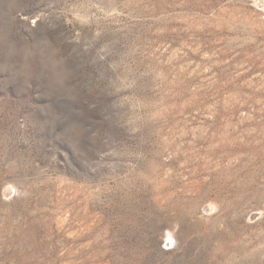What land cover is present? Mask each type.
<instances>
[{"label":"rangeland","instance_id":"obj_1","mask_svg":"<svg viewBox=\"0 0 264 264\" xmlns=\"http://www.w3.org/2000/svg\"><path fill=\"white\" fill-rule=\"evenodd\" d=\"M0 264H264L263 0H0Z\"/></svg>","mask_w":264,"mask_h":264},{"label":"bare ground","instance_id":"obj_2","mask_svg":"<svg viewBox=\"0 0 264 264\" xmlns=\"http://www.w3.org/2000/svg\"><path fill=\"white\" fill-rule=\"evenodd\" d=\"M263 2H264V0H263Z\"/></svg>","mask_w":264,"mask_h":264}]
</instances>
